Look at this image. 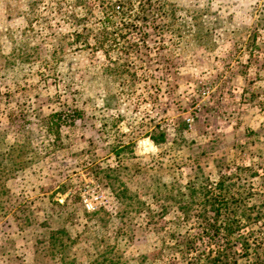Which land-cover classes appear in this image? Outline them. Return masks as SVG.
Here are the masks:
<instances>
[{"label":"rangeland","instance_id":"obj_1","mask_svg":"<svg viewBox=\"0 0 264 264\" xmlns=\"http://www.w3.org/2000/svg\"><path fill=\"white\" fill-rule=\"evenodd\" d=\"M139 1L0 0V264H264V0Z\"/></svg>","mask_w":264,"mask_h":264},{"label":"trees","instance_id":"obj_2","mask_svg":"<svg viewBox=\"0 0 264 264\" xmlns=\"http://www.w3.org/2000/svg\"><path fill=\"white\" fill-rule=\"evenodd\" d=\"M140 3H142V6L143 5H146V6H150V8L153 6V4L159 2V0H140L139 1ZM124 4L122 2H116L115 4H111V3H108V5L106 6V8L104 9V15L106 17V19H110L111 17H113V14L116 13V12H121V15H125V11H124ZM126 10V9H125ZM140 14H142V18H146V11H141ZM220 206H223L226 208L227 206V201L225 199L221 200L220 201ZM219 212H216V214H218ZM218 216V215H217ZM210 221V224L209 226L214 229L215 232L218 231V228H217V225L219 227H221L223 225V221L218 222V218H213V219H209ZM225 225L227 226V228H230L232 226H234L233 224L231 223H225ZM226 230V228H225ZM228 234L231 235V230L229 231L228 230ZM224 254L222 252L218 253H215V257L213 258H209L208 255L206 256V258L202 259L201 257H199V259L197 258L196 259V264H217L218 261L221 260V256H223ZM225 257H227L225 255Z\"/></svg>","mask_w":264,"mask_h":264},{"label":"water","instance_id":"obj_3","mask_svg":"<svg viewBox=\"0 0 264 264\" xmlns=\"http://www.w3.org/2000/svg\"><path fill=\"white\" fill-rule=\"evenodd\" d=\"M144 143H146V142H142V145H144Z\"/></svg>","mask_w":264,"mask_h":264},{"label":"built area","instance_id":"obj_4","mask_svg":"<svg viewBox=\"0 0 264 264\" xmlns=\"http://www.w3.org/2000/svg\"><path fill=\"white\" fill-rule=\"evenodd\" d=\"M263 33H264V30H263ZM189 121H190V120H189ZM189 121H188V122H189Z\"/></svg>","mask_w":264,"mask_h":264}]
</instances>
